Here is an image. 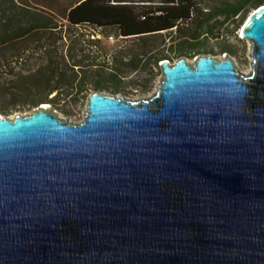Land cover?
Wrapping results in <instances>:
<instances>
[{
	"label": "water",
	"instance_id": "water-1",
	"mask_svg": "<svg viewBox=\"0 0 264 264\" xmlns=\"http://www.w3.org/2000/svg\"><path fill=\"white\" fill-rule=\"evenodd\" d=\"M230 57L162 60L148 100L0 118V264H264V4Z\"/></svg>",
	"mask_w": 264,
	"mask_h": 264
},
{
	"label": "rangeland",
	"instance_id": "rangeland-1",
	"mask_svg": "<svg viewBox=\"0 0 264 264\" xmlns=\"http://www.w3.org/2000/svg\"><path fill=\"white\" fill-rule=\"evenodd\" d=\"M259 1L199 0L200 11L191 22L162 36L145 38H123L115 28H72L62 22L63 28L55 35L62 41L55 46L46 40L34 42L37 37H33L30 51L19 62H0L1 115H27L45 104L62 120L78 124L93 92L133 100L153 97L162 76V60L173 64L185 58L193 63L201 56H228L238 72L249 74L250 43L242 39L241 30L253 11L264 4L258 5ZM238 5L241 10L235 15ZM52 69L60 71L53 77ZM37 74L51 83L33 84ZM50 86L57 91L49 92ZM43 98L46 101L34 104Z\"/></svg>",
	"mask_w": 264,
	"mask_h": 264
},
{
	"label": "trees",
	"instance_id": "trees-1",
	"mask_svg": "<svg viewBox=\"0 0 264 264\" xmlns=\"http://www.w3.org/2000/svg\"><path fill=\"white\" fill-rule=\"evenodd\" d=\"M262 3L264 0L258 5ZM239 6L233 14H238ZM200 8L199 0H0V62H19L30 51L33 37H37L34 42L46 40L55 46L62 41L55 37L62 22L72 28H115L123 38H145L177 30L180 24L191 22ZM59 71L52 69L53 77ZM43 79L37 74L32 82L51 83ZM27 82L30 85V76ZM55 91L56 87L50 86L49 92Z\"/></svg>",
	"mask_w": 264,
	"mask_h": 264
},
{
	"label": "bare ground",
	"instance_id": "bare-ground-1",
	"mask_svg": "<svg viewBox=\"0 0 264 264\" xmlns=\"http://www.w3.org/2000/svg\"><path fill=\"white\" fill-rule=\"evenodd\" d=\"M252 57V56H251ZM223 58V57H222ZM245 72V71H244ZM245 75H248V74H245ZM131 100H133V99H131ZM133 101H137V100H133ZM47 107H48V105H42L41 107H39V109H47ZM27 115H29V114H27ZM24 116H26V115H24ZM4 116H2L1 114H0V118H3ZM15 117V116H14ZM13 117V118H14Z\"/></svg>",
	"mask_w": 264,
	"mask_h": 264
}]
</instances>
